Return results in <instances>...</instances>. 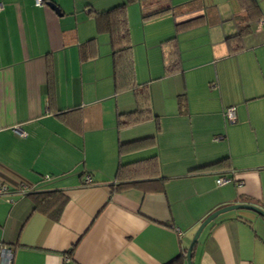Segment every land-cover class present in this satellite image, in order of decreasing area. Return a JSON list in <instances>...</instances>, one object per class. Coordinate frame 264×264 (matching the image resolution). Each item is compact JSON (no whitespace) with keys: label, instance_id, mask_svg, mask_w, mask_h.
Masks as SVG:
<instances>
[{"label":"crops","instance_id":"1","mask_svg":"<svg viewBox=\"0 0 264 264\" xmlns=\"http://www.w3.org/2000/svg\"><path fill=\"white\" fill-rule=\"evenodd\" d=\"M98 1L0 0V243L13 264H168L213 212L264 209V0L238 51L239 0H165L141 8L140 20V0ZM122 4L155 118L120 127L136 96L116 91L111 38L95 13ZM155 19L167 23L165 39L154 35ZM148 137L151 147L121 155V143ZM156 155L158 164L147 161ZM142 161L122 181L164 180L163 191L115 188L120 166ZM222 177L231 181L219 185ZM53 191L66 199L59 220L33 212L27 197ZM192 264H264V218L220 215Z\"/></svg>","mask_w":264,"mask_h":264},{"label":"trees","instance_id":"2","mask_svg":"<svg viewBox=\"0 0 264 264\" xmlns=\"http://www.w3.org/2000/svg\"><path fill=\"white\" fill-rule=\"evenodd\" d=\"M139 0H128V2H136ZM241 6L243 7L246 17L243 21L240 22V29L238 35L232 39H238L237 49L238 51L242 49L241 40L242 37L251 33L253 29V23L256 22L262 15L260 6L256 0H239ZM165 10L160 12L152 13L149 16H145L144 19H151L159 17L165 14ZM95 19L97 23V29L99 32H107L111 38V44L113 47V56H114V79H115V88L117 92H123L127 90H132L136 96L137 101V110L128 115H119V126H132L137 123L147 121L152 117L155 118L152 111V101L151 95L148 87H141L137 83L136 78V68L135 61L133 57V48L131 45V30L128 19V10L127 4L118 5L106 12H96ZM193 21L186 23L184 25H189ZM86 59V58H83ZM184 98L181 97L179 103L183 106ZM67 116V115H66ZM69 117H66L68 119ZM72 121V120H71ZM76 121V120H75ZM155 142L154 137L143 138L127 143L120 144V153L125 155L128 153H134L140 150H143L146 147H151L149 145ZM144 147V148H143ZM143 148V149H142ZM149 149V148H147ZM227 159L223 160L226 161ZM147 161H151L155 164H158V156H154ZM147 161L136 162L126 166H120L118 174V183L115 185V188H122L126 186H136L144 192L157 193L161 192L164 189V180H144V181H133V182H123L124 177L122 173L124 171H129L134 168L135 165L142 164ZM208 165L199 170H204L211 168L212 166L219 165L220 162ZM121 179V180H120ZM32 201L33 212H40L48 215L53 220H59L64 206L66 204V199L63 194L58 191L53 192H31L27 195ZM186 251L183 254L179 255L176 259L172 260L168 264H186Z\"/></svg>","mask_w":264,"mask_h":264},{"label":"water","instance_id":"3","mask_svg":"<svg viewBox=\"0 0 264 264\" xmlns=\"http://www.w3.org/2000/svg\"><path fill=\"white\" fill-rule=\"evenodd\" d=\"M55 11H57L58 13L60 12L59 9L57 8V6L55 5H50ZM233 210H249L252 211L258 215H260L261 217L264 218V209L253 205V204H234L231 206H227L224 208H221L215 212H213L211 215H209L199 226V228L197 229L189 247L187 248L186 251V264H192V256H193V251H194V247L197 244L201 234L203 233L204 229L213 221H215L220 215L233 211Z\"/></svg>","mask_w":264,"mask_h":264},{"label":"built area","instance_id":"4","mask_svg":"<svg viewBox=\"0 0 264 264\" xmlns=\"http://www.w3.org/2000/svg\"><path fill=\"white\" fill-rule=\"evenodd\" d=\"M37 5H42L44 3V0H36ZM0 4V9H1ZM225 119L229 123H234L237 120L236 116V108L235 107H228L224 112ZM231 181V178L222 177L220 178L217 183L219 185L228 183ZM85 185H92L93 180L90 176H86L84 180ZM6 188H1L0 195H2L5 192ZM22 192L24 194L28 193L30 190L27 187H22ZM14 260V251L11 247H8L2 243H0V264H13Z\"/></svg>","mask_w":264,"mask_h":264},{"label":"rangeland","instance_id":"5","mask_svg":"<svg viewBox=\"0 0 264 264\" xmlns=\"http://www.w3.org/2000/svg\"><path fill=\"white\" fill-rule=\"evenodd\" d=\"M94 1H97V3L99 2L98 0H94ZM137 5H138V11H139V20H140V18H141L140 9L141 8L143 9V11H151V9H155V8H158V7H163V5H165V0H140L139 3H137ZM156 20H158V19H155L153 21V22H155L154 23L155 24L154 29L156 30L154 35L157 36V37L161 36V37H163L165 39V37H167V35H169L168 34L169 33L168 29H167V23L162 25V23H159L160 21L158 22ZM161 22H165V21H161ZM161 49H162V47H161Z\"/></svg>","mask_w":264,"mask_h":264}]
</instances>
